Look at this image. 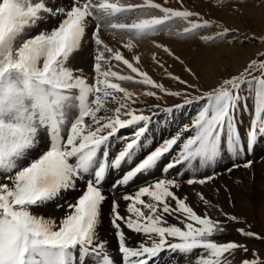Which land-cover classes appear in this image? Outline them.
Masks as SVG:
<instances>
[{"label": "snow or ice", "instance_id": "obj_1", "mask_svg": "<svg viewBox=\"0 0 264 264\" xmlns=\"http://www.w3.org/2000/svg\"><path fill=\"white\" fill-rule=\"evenodd\" d=\"M113 7L107 0H73L71 5L55 7L30 0H0V176L7 181L0 183V264H97L93 257L99 258V264H181L176 254L188 257L194 252H198L195 264H264V250L247 243H264V231L253 230L246 220L221 208L217 211L223 219L213 218L206 211L200 214L180 192L185 183L212 187L222 173L213 169L196 178L186 176L179 167L187 162L192 168L197 158L204 167L229 160L223 165V172L229 174L241 167H253L249 157L264 136V54L244 71L209 85L199 95L192 94L200 91L198 85L177 78L191 91L171 93L181 96L183 103L161 111L173 114L189 106L196 109L190 124L182 125L184 132L194 134L183 141L179 134L158 139V146L145 149V141L155 137L154 124L149 126L153 116L136 115L125 103L132 93L110 81L109 77H126L111 71L106 52L98 49L95 56V86L71 66L86 38L88 18L94 17L95 44L100 46L97 31L104 20L101 13L107 15ZM42 13L64 18L52 30L23 39L26 28L45 21ZM231 34L225 30L219 35ZM18 40L22 42L18 44ZM108 54L116 61L120 59ZM245 83L255 87L243 93ZM115 92L124 93V98ZM249 95L254 118L241 138L236 113L241 101L248 107ZM109 99L119 104L115 114L98 115ZM69 108L78 109L71 121L66 118ZM66 125L68 130L62 134ZM127 129L131 131H122ZM229 130L227 150L231 157L224 155L222 148ZM46 138L50 142L37 144ZM179 143L182 148L175 152ZM31 151H36L34 157ZM133 157L138 163L123 171L122 162ZM158 166L163 178L149 175ZM109 169L120 170L122 175L111 185V191H106ZM197 171L192 168L194 174ZM140 174L145 176L143 186L134 193L116 196L119 188L134 183ZM73 192L78 195L70 200L68 194ZM196 195L206 209L212 206L210 193L197 191ZM145 196L150 200L145 201ZM121 200L128 202L127 215L121 214ZM49 203L63 209L58 222L30 211L47 209ZM105 203L110 204L107 217L118 240L120 261L109 254L108 241L99 235ZM165 214L176 223H169ZM232 224L243 225L234 229L241 239L220 241L217 234ZM128 231L141 237L137 246H129L132 236L126 235ZM162 254L172 255L165 259Z\"/></svg>", "mask_w": 264, "mask_h": 264}, {"label": "rangeland", "instance_id": "obj_2", "mask_svg": "<svg viewBox=\"0 0 264 264\" xmlns=\"http://www.w3.org/2000/svg\"><path fill=\"white\" fill-rule=\"evenodd\" d=\"M175 1H180L182 3L183 0H107V2L112 4L114 7L109 8V14L107 15L101 13V15L104 16V20L98 25L97 31V39L101 42V45L97 46L95 44L96 22L94 17L88 18L90 23L86 29V38L82 41L81 49L71 61V66L76 74H83L88 83L95 86L97 78V73L95 72V56L98 49L103 50L106 52L105 57L110 60L111 71H117L119 75L126 77V80H120L119 76L115 78L109 77L110 81L113 83H119L121 87L125 89V81H131L136 85L134 87V91H128L132 93V98L125 100V103L131 105L132 109L136 110V108H138L137 106L142 102L144 103L146 100L154 103H157L156 100L166 102L163 106L165 108H174L175 105L180 104L177 99L178 95L176 96L177 102L172 103L173 97L167 90H170V93H182L186 90H191L185 89L184 84L178 82L176 76L169 77L166 73L161 74L158 72L159 70L161 71V69H164L160 63L165 59H162L160 52H158L151 45L155 40V35H159L161 31L162 32L160 34H162L166 30L165 27H161L160 29L155 27L152 30L151 24L147 23L149 16H151V12L157 9V14L153 13V15H156V17L164 15L170 19V15L173 13V7L168 5L167 2L174 3ZM30 2H44L46 3V6L55 7L57 5H71L73 0H30ZM80 2L83 3L86 2V0H80ZM93 2L95 3L96 0H93ZM198 2V6L201 5V7L199 6L196 8L195 4ZM127 4L130 5L129 10L125 9ZM187 5L193 7L191 10V15L193 17L199 18L204 14L212 17L209 24L204 26V29L201 31V35H204L207 39H209L206 40V43L213 44L211 47L215 57H213L212 64L216 66L218 65L219 67L216 70V73L209 72L212 76L210 79H207V75H205L206 72H203V70L207 71V67L212 68L211 64L206 65V63H200L199 65L194 66L191 65V60L189 63L187 62L182 65L183 71L178 78L186 81L190 85H198L200 88V91L193 92V95H199L200 92L208 90L209 85L215 84L217 81L222 80L229 75L239 74L246 68L242 69V64L244 62H251L253 59H259L261 54H264V2H262V0H187ZM115 9L118 11H115ZM65 10H67V7ZM228 10H230L229 14ZM42 15L46 17L45 21L42 23L38 22L35 26L26 28L23 39L34 37L41 31L52 30L64 18L63 15L49 16L44 13H42ZM225 19H227L233 27H230L229 25H225L224 27V22L222 20L225 21ZM160 26H162V24ZM195 26L196 24H190V27L187 28L192 29ZM225 30H228L232 34L220 37L219 34ZM186 33L187 32L185 31V34L182 33L183 36H181L184 37ZM144 36H147V38L143 39ZM21 42L22 41L18 40L17 43L19 44ZM108 53H111L114 57L119 56L120 59L116 61L113 57H110ZM170 53V58H173L175 54H172V51ZM138 58L146 63L148 67H141V63ZM137 69L140 71L146 69L152 74L153 79L151 81H154L155 83L145 84L141 80V75L137 73ZM102 70H104L103 66ZM253 73L257 76L260 75L256 73L255 69L253 70ZM162 78L164 79V82H167V85L163 84ZM156 85H160L161 87L157 88ZM254 87V84L245 83L242 87V92L247 93ZM150 91L155 92L156 95L152 97L148 96L147 93ZM73 92L75 93L76 90H73ZM114 95L123 99L125 94L115 92ZM251 98L252 96L249 95L248 101H250ZM91 99H94V95L90 97V100ZM116 107H119V104L116 101L109 99L105 103V108L101 109V112L98 113V115H114V109ZM105 109L108 111L106 112ZM195 111L196 109L189 106L185 109H179L173 114L164 112L158 114L157 119L154 121L156 123L154 130L162 132L165 131V137H158L155 135L153 139L150 138L151 140L149 139L145 141V149H154L158 146L156 144L158 139L171 138L172 135L177 134V125L175 124H190V117L195 115ZM250 114H254L253 106L248 105V107L245 108L243 101H241L239 110L236 113L239 120L238 127L241 138L246 135L247 128L252 120ZM76 115H78V109L69 108L67 110L66 118L71 121ZM164 123L169 124L168 128L164 127ZM67 130L68 126L66 125L62 130V134H66ZM193 134L194 133L192 132L188 133L187 138ZM230 134V130L227 133L225 132L224 144H222V148H224L223 154L229 157H231V154L227 150V142ZM48 142H50V139L48 138L44 141L37 140V144ZM180 145H182V143H179L178 146H174L175 152H179L181 150ZM255 147H258V143ZM32 152L33 154H31ZM109 152L111 153L110 149ZM139 154L140 150L137 149V155ZM30 155L34 157L36 155V151H31ZM124 162H122L121 165L122 169H129L126 165H123L125 164ZM223 162L225 164H229V160L222 159V163L218 165L220 166V169H218L220 172L221 169H223L221 168L223 167ZM259 164L264 171V158L260 159ZM4 182L7 181L3 176H0V183ZM261 194L262 195L259 200L252 203L253 206L256 207L254 221L260 232L264 231V188ZM229 195L233 198L232 193ZM234 203L233 207L229 208L230 212L241 218L248 217L247 208L245 209L242 203H237V201ZM30 211H33L34 214H39V210L35 208L30 209ZM250 247L253 246L251 245ZM197 255L198 252H194L188 257L180 256L181 264H184L185 260H189L191 263L195 264V258Z\"/></svg>", "mask_w": 264, "mask_h": 264}, {"label": "bare ground", "instance_id": "obj_3", "mask_svg": "<svg viewBox=\"0 0 264 264\" xmlns=\"http://www.w3.org/2000/svg\"><path fill=\"white\" fill-rule=\"evenodd\" d=\"M151 2H154V1H151ZM167 3H168V5L173 7L172 8L173 13L170 15V19H169V17L164 16V15H159L157 17H156V15H153V13L157 14V11H158V9H157V10H153L151 12V16H149L148 21H147V23L151 24L152 30L155 27H157L159 29L161 27H165V30H166L162 34H160L162 32L161 31L159 33V35L157 34V35H155V37L153 36L155 40H154L153 44L151 45L158 52H160L162 59H165L163 62L160 63L164 69H161V71L159 70L158 72H160L161 74L166 73L167 76H169V77L176 76L178 78V77H180V74L183 71L182 65H184L187 62L189 63V61L192 60L191 65H194V66H197L200 63H202V64L206 63V65L211 64L212 68L207 67V71L203 70V72H206L205 75H207L206 76L207 79H210L212 76L210 73H216V70L219 67H218V65L216 66V65L212 64L213 57H215V55L212 51V47H211V45H213V44L206 43V40H209V39H207V37H205L204 35H201V31L204 29V26L200 28V27H198V25H203L206 22H210L212 17L206 16V14H204L202 17H199V18L193 17L191 15V10L193 7L187 5V0H183L182 3L180 1H175L174 3H170V2H167ZM198 4H199V2L197 4H195L196 8L199 6L201 7V5L198 6ZM129 8H130V5L127 4V6H125V9L129 10ZM116 10L117 9H115V11ZM118 13H120V12H118ZM122 13H123V11H122ZM229 13H230V10H228V14ZM222 21L224 22V27H225V25L226 26L229 25L230 27H233V25L230 24V22H228L227 19H225V21L224 20H222ZM161 24H162V26H160ZM190 24H196V26L192 29H189L187 27H190ZM185 31L187 32L186 35L184 37H182L183 36L182 33L185 34ZM167 32H169V33H167ZM171 32H173V33H171ZM149 36H152V35H149ZM145 38H147V36H144L143 39H145ZM171 51H172V54H175L174 55L175 57L173 56V58H170V55H171L170 52ZM138 59L140 60L141 67H143V68L145 66L148 67V65L146 63H144L140 58H138ZM202 61H204V62H202ZM250 63L251 62H249V61L244 62L242 64V69L247 67ZM136 71L139 75H141V77H142L141 80L144 83L151 81L153 79L152 74L149 73L146 69H143L142 71L137 69ZM256 73L260 74L258 71H256ZM213 75H215V74H213ZM127 80H129V79H127ZM162 82L164 85H167V82L166 81L164 82L163 78H162ZM124 83L126 84L125 87H126L127 91H134V87L136 85L133 82L125 81ZM167 91L169 94H171L169 92L170 90H167ZM176 96L177 95H172V97H173L172 103L177 102ZM177 99H178L180 104L183 103V98L181 96H178ZM156 102L157 103H154V102H151L148 100H146L144 103L142 102L141 104H139L137 106L138 108H136L134 114H136V115L143 114V115L153 116V120L150 122V125H149V126H151V123H153V124L155 123L154 121H155V119H157L158 114H161V112H162L161 110L165 108L163 106H164V103H166V102H162L159 100H156ZM248 105L253 106L252 98L250 99V101H248ZM150 109H152V110L150 111ZM154 113H155V115H154ZM250 117H251V119H253L254 114H252V115L250 114ZM121 118L123 119L126 117L122 115ZM168 125L169 124L164 123V127L168 128ZM175 125H177L176 126V128H177L176 133L181 135L182 141L186 140L188 133H190V132H187V133L184 132L182 130L181 124L176 123ZM155 127H156V123L154 124V128ZM127 130L131 131V129H127ZM227 132L228 131H226V133ZM154 133L158 137H165V131L162 132V131L154 130ZM180 147L182 148V145H180ZM110 151H112L111 148H110ZM31 154H33V152ZM249 158H251L254 161V165L252 168L245 169V168L241 167L240 169L235 170L231 174L225 173V172H223V169H221L222 174L215 181V183L212 185V187H208V186L191 187V186H187L185 183L184 186L180 190L181 194L186 195L188 197V202L194 207V210H196L200 214H203L206 211L207 214L213 218L223 219L222 217H220V214L217 211V208L223 209L229 215H234L230 212L229 208L233 207V205L235 204L234 203L235 201H237V203H242V205L245 207V209L247 208L246 210H247V216L248 217H242V218L239 216L238 217L243 219V220H246L249 224H251L253 230L260 232V230H258V228H257V224L254 221V219H255L254 215L256 212V207H254L252 203H254L255 201L257 202L259 200L260 196L262 195L261 193L263 191V188H264V174H263L264 171L262 170V167L259 164L260 159L264 158V136H261V138L258 142V147H254V150L251 153V156ZM124 163L125 164H123V165H126L127 168H129L127 170H130L131 167H133L136 163H138V161L136 158H133L132 161L125 160ZM220 163L221 162H218L217 165H210V166L204 167L202 165L201 161H199V158H197V159L192 161V168L198 169V171L195 174L192 172V168L187 167V162H185L183 165H181L179 167H180L181 171L185 172L186 176L191 177V176L195 175L196 178H200L203 175L210 174L213 171V169H220V166H218ZM224 164H222V165H224ZM261 164H262V162H261ZM221 168H223V167H221ZM121 169H122V166H121ZM127 170H123V171H127ZM152 174H154L156 178H163L161 175V171H160L159 166L157 168L153 169L152 173H150L149 175H152ZM121 175H122V172L120 170L109 169V172L106 174V178H105V190L111 191V189H110L111 185ZM172 175H175V173L173 172ZM86 178H91V174H86ZM144 181H145L144 174H140L138 179H136L134 183L130 182V185L119 188L116 191V196L122 197L123 194L134 193L135 190L139 186L144 185ZM80 186L83 187V184H81ZM213 189H219V191H213ZM197 191L204 192L206 195L210 193L209 198L212 200V206H210L209 208L206 209L205 206L201 203L199 197L196 195ZM230 193L233 194V198L229 195ZM76 195H78L77 192L69 193L68 198L71 200ZM111 199H112V197L109 196V200H111ZM143 199L145 201L150 200V198L147 196L143 197ZM127 203L128 202H125L123 200H121V202H120V210H121L122 215H127V213H126ZM37 210H39L40 215H43V216L50 218V219H53L57 222H58L59 218L62 217L64 214L63 209H55L51 206V203H49V207L47 209L41 208V209H37ZM109 210H110V204L105 203V205L103 207L104 218L102 221V226L99 229V235L101 236V238L108 241L107 251L109 252V254L113 255L117 261H120L122 254H120L117 251L118 240L113 233V229L111 228L110 223L108 221V217H107ZM144 210L147 211L146 209H144ZM165 216H166L169 223H176V220H174L172 217L167 216V214H165ZM226 223H230V222H226ZM240 226H243V225L232 224L230 226V228L227 229L224 233H218L217 234L218 239L220 241H227V240H231V239H236V240L241 239V237H239L234 231L235 227H240ZM126 235L132 236V233L130 231H128V232H126ZM140 239H141V237L138 235L132 236V239H131V242L129 243V246H137V242ZM176 242H178V241H176ZM247 243L249 246L252 245L257 250H264V243H262L259 240H248ZM162 255H164L165 259H167L168 256H170L172 254H162ZM180 256H181L180 254H176L177 259H180ZM92 259L96 260L97 264H99V258L93 257ZM191 264H193V263H191Z\"/></svg>", "mask_w": 264, "mask_h": 264}]
</instances>
